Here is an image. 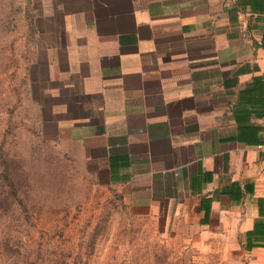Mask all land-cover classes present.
Returning a JSON list of instances; mask_svg holds the SVG:
<instances>
[{
  "label": "crops",
  "instance_id": "0c3cea01",
  "mask_svg": "<svg viewBox=\"0 0 264 264\" xmlns=\"http://www.w3.org/2000/svg\"><path fill=\"white\" fill-rule=\"evenodd\" d=\"M0 9L26 22L50 137L72 142L99 183L184 216L193 209L204 229H233L246 244L264 197V0H0Z\"/></svg>",
  "mask_w": 264,
  "mask_h": 264
},
{
  "label": "rangeland",
  "instance_id": "374dc122",
  "mask_svg": "<svg viewBox=\"0 0 264 264\" xmlns=\"http://www.w3.org/2000/svg\"><path fill=\"white\" fill-rule=\"evenodd\" d=\"M25 23L0 9V264H264L242 234L99 183L72 142L50 137Z\"/></svg>",
  "mask_w": 264,
  "mask_h": 264
},
{
  "label": "trees",
  "instance_id": "16d2710c",
  "mask_svg": "<svg viewBox=\"0 0 264 264\" xmlns=\"http://www.w3.org/2000/svg\"><path fill=\"white\" fill-rule=\"evenodd\" d=\"M249 190L253 192L252 187ZM238 196L240 197V195ZM258 208L261 218L256 221L254 228L246 233L245 248L247 250L264 247V197L258 199Z\"/></svg>",
  "mask_w": 264,
  "mask_h": 264
}]
</instances>
